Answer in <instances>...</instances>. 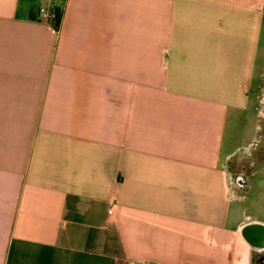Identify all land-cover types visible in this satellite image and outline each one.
<instances>
[{"label":"crops","instance_id":"crops-1","mask_svg":"<svg viewBox=\"0 0 264 264\" xmlns=\"http://www.w3.org/2000/svg\"><path fill=\"white\" fill-rule=\"evenodd\" d=\"M260 14L264 0H0V264L264 261V191L246 212L221 155Z\"/></svg>","mask_w":264,"mask_h":264},{"label":"rangeland","instance_id":"rangeland-1","mask_svg":"<svg viewBox=\"0 0 264 264\" xmlns=\"http://www.w3.org/2000/svg\"><path fill=\"white\" fill-rule=\"evenodd\" d=\"M260 15L264 18L263 14ZM257 85H262V90L256 93L258 103L257 98H254ZM244 100L246 108L229 111L221 155H225L223 163L232 180L234 174L243 173L244 184L238 187L241 190L238 195L243 199L241 202H244L246 212L254 214L252 205L249 206L244 200L247 196L246 199L250 201L249 196H252L248 192H254L258 198L259 193L264 191V29L258 30L255 79ZM255 106L258 107V113ZM251 163L254 167H250ZM258 213L260 217L264 216V210ZM258 264H264L263 259Z\"/></svg>","mask_w":264,"mask_h":264},{"label":"built area","instance_id":"built-area-1","mask_svg":"<svg viewBox=\"0 0 264 264\" xmlns=\"http://www.w3.org/2000/svg\"><path fill=\"white\" fill-rule=\"evenodd\" d=\"M37 20L49 24L55 28L58 27L60 20V10L51 4H43L37 10ZM129 264H138L130 262Z\"/></svg>","mask_w":264,"mask_h":264},{"label":"flooded vegetation","instance_id":"flooded-vegetation-1","mask_svg":"<svg viewBox=\"0 0 264 264\" xmlns=\"http://www.w3.org/2000/svg\"><path fill=\"white\" fill-rule=\"evenodd\" d=\"M260 90H262V85H257V90H256V92H255V94H254V98L256 99L257 98V103L259 102L258 101V97H257V95H256V93L258 92V91H260ZM256 101V100H255ZM254 101V102H255ZM255 111H256V113H258V107L257 106H255ZM250 167H254V165H253V163H251V165H250ZM234 181H235V183L237 184H240V186L242 187L243 186V182H244V178H243V173L241 172V173H236V174H234ZM245 186V185H244ZM248 228V229H247ZM255 230H258L257 229V227L256 226H250V227H245L244 228V233L246 234V236L247 237H249V238H251V233L253 232V235H255V239H254V242H257V241H262L261 239L259 240V238H257L258 237V232L257 231H255ZM251 232V233H250ZM257 240V241H256Z\"/></svg>","mask_w":264,"mask_h":264}]
</instances>
